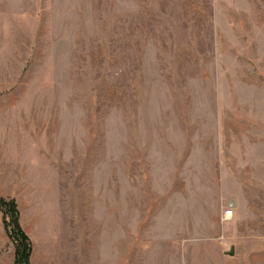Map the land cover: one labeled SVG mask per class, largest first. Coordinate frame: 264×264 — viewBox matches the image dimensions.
Returning a JSON list of instances; mask_svg holds the SVG:
<instances>
[{
    "label": "rangeland",
    "instance_id": "obj_1",
    "mask_svg": "<svg viewBox=\"0 0 264 264\" xmlns=\"http://www.w3.org/2000/svg\"><path fill=\"white\" fill-rule=\"evenodd\" d=\"M12 23L29 264H264V0H0Z\"/></svg>",
    "mask_w": 264,
    "mask_h": 264
},
{
    "label": "crops",
    "instance_id": "obj_2",
    "mask_svg": "<svg viewBox=\"0 0 264 264\" xmlns=\"http://www.w3.org/2000/svg\"><path fill=\"white\" fill-rule=\"evenodd\" d=\"M6 15L9 19H15V10H9ZM0 65L2 71L8 76V69L14 70L12 78H6L7 84L0 90V110L1 113H8L13 108V101L15 100V23L1 26L0 28ZM3 87V83L1 84ZM14 185V180L12 181ZM0 184V191L5 196L15 197V191L4 193Z\"/></svg>",
    "mask_w": 264,
    "mask_h": 264
},
{
    "label": "trees",
    "instance_id": "obj_3",
    "mask_svg": "<svg viewBox=\"0 0 264 264\" xmlns=\"http://www.w3.org/2000/svg\"><path fill=\"white\" fill-rule=\"evenodd\" d=\"M0 212L8 236L14 240L13 264H29L32 247L28 235L20 224L17 203L14 199L0 197ZM8 216L9 221H7Z\"/></svg>",
    "mask_w": 264,
    "mask_h": 264
},
{
    "label": "built area",
    "instance_id": "obj_4",
    "mask_svg": "<svg viewBox=\"0 0 264 264\" xmlns=\"http://www.w3.org/2000/svg\"><path fill=\"white\" fill-rule=\"evenodd\" d=\"M233 216V207L228 205L223 211L222 217L224 221L229 220Z\"/></svg>",
    "mask_w": 264,
    "mask_h": 264
}]
</instances>
